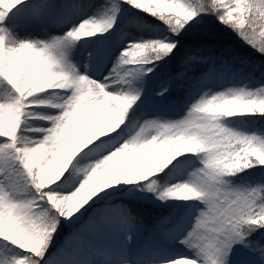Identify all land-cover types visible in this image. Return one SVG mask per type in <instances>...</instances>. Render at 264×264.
Listing matches in <instances>:
<instances>
[{
	"label": "snow or ice",
	"instance_id": "obj_1",
	"mask_svg": "<svg viewBox=\"0 0 264 264\" xmlns=\"http://www.w3.org/2000/svg\"><path fill=\"white\" fill-rule=\"evenodd\" d=\"M122 6L159 21L162 35L126 44L103 81L81 74L70 49L111 32ZM86 7L95 14L78 23L65 19L63 35L39 39L19 31L43 25L55 0H0V241L24 254L0 253V264H52L54 257L55 264H145L146 251L133 262L123 248L98 247L105 234L127 242L135 231L124 205L96 208L118 185L161 203L199 205L163 232L191 257L166 264H232L240 250L264 264V181L233 183L264 168V131L225 123L264 117V85L213 91L198 79L179 119L136 114L138 85L176 57L197 17L214 18L264 57V0H88ZM221 65L229 67L226 60ZM50 92L62 95L53 103ZM65 225L71 230L53 253Z\"/></svg>",
	"mask_w": 264,
	"mask_h": 264
},
{
	"label": "rangeland",
	"instance_id": "obj_2",
	"mask_svg": "<svg viewBox=\"0 0 264 264\" xmlns=\"http://www.w3.org/2000/svg\"><path fill=\"white\" fill-rule=\"evenodd\" d=\"M87 2L88 0H55V8L50 11L49 19H47L43 25L21 28L19 31V35L24 36L33 30L39 35H41L42 38H45V32H47L48 35H51L50 31L52 29H54L52 35H56L55 32H57L58 30L61 33H58L57 36L63 35L65 29H67V25L64 22L65 19L75 23L80 19L87 18L88 16H92L95 14L94 8L86 7ZM73 4H78L79 7H73ZM117 19L119 23L123 22L127 25L133 24L135 22L133 21V19L130 18H126L125 20L123 16H118ZM50 27L52 28L49 30ZM154 30L158 38L163 33V27L161 26L155 27ZM104 36H106V34ZM104 36H96L94 37V39L91 40L83 39L76 42V44L78 45L77 48L80 52L79 55L81 56L82 68L85 65H89V63L93 61V53H97L100 56H103V58L107 57L106 64H109L119 53V51L125 47L126 44H128L129 42H136L141 40V38L139 37H134L132 35H129V33L121 32L116 37V40L113 41L115 42V44L113 45L115 47H113L111 45V43H113L112 40L110 38H105ZM97 37H101L102 40H97ZM80 56L76 55L73 47L70 49L71 62L76 66L77 69H79L78 61L80 60ZM225 60L226 59L223 57H218L214 55L209 56L203 61H199L196 58L190 59L189 61H193L194 63H198L199 65H201V70H199V72L195 74L189 75H187L184 70H180L179 72L170 76H176L177 79L172 83V86L169 88L168 92H166L163 96H158L156 95V93L161 90L164 83L169 80L170 77L162 80L159 84L154 86L152 83L148 85V77L146 76L142 81L141 85H138V87H141L142 89V95L140 100L146 103L148 112H146L140 118L145 119L149 117L160 116L164 119L175 120L182 117L186 108L185 101L188 98L191 86L198 79H204L206 81H209V86L213 91H219V88L228 86L242 87L244 85H247L249 88H254L264 85V83L261 82L260 74H258L260 66L259 60L246 58L242 59L236 65L227 62L229 65V67L227 68L222 67L221 65V62ZM111 68L112 67H110V69ZM180 79L188 80V84L185 85L184 88L178 86L177 84V81ZM217 83H220V87L218 89H215L214 87ZM153 86L155 88V91L150 92ZM173 90H176L178 93L182 94V97L173 98L169 96L168 94ZM45 96L51 102H54V100H56L54 98V94L46 93ZM59 96H61V94L56 96V98ZM36 111L42 115L49 113L54 114V111L48 108H39L36 109ZM249 118L250 117H235L231 118L228 121H225V123L229 127L238 128L240 130L247 129L249 131H264V129H261L258 126L251 127V125H249L248 123ZM30 123L33 127H41L40 124H42V126L44 127L47 126L43 124L42 121H31ZM253 176L258 177L261 181L264 180V178L259 175V172H255ZM79 179L80 177H77V180ZM244 183L250 182L245 179L242 180L239 184L242 185ZM124 187H126V185H118L114 188H109L106 191L111 192L114 189H122ZM101 195H103V193H101ZM117 204L125 206L122 201L117 200L114 202L104 203L98 206L97 210L102 212L106 207L114 206ZM198 208L199 205L191 204L184 214L170 212L165 216H161L159 218L157 227H147L144 229L135 228V231L130 235L135 237L138 243L139 253H141L142 251H146L147 254L145 258V264H166L167 261L175 260V258H179L181 256L191 257L192 254L190 252H188L182 245L176 242V240L166 238L163 235V232L166 229L171 228L173 225L177 224L178 221L194 216ZM164 218H169L170 223L164 226H160L159 222ZM70 230L71 229H69V231H67L62 238L61 235H58V237L56 238L57 247L55 249H52L51 252L55 253L59 249V247L63 244L64 236L68 235ZM127 251H129L128 248H126V252ZM178 251H180L181 254H176L178 253ZM0 253L7 254L8 256H15L11 251V247L5 246L3 242H0ZM166 255H168L170 258H167ZM136 258L137 255L133 256L131 260L129 258L128 259L130 261H135ZM54 261L55 257L53 258L52 263ZM232 264H258V260L257 257L249 253L244 254L242 253V250H240L235 252L232 258Z\"/></svg>",
	"mask_w": 264,
	"mask_h": 264
},
{
	"label": "trees",
	"instance_id": "obj_3",
	"mask_svg": "<svg viewBox=\"0 0 264 264\" xmlns=\"http://www.w3.org/2000/svg\"><path fill=\"white\" fill-rule=\"evenodd\" d=\"M121 10L128 13L134 12V10L129 9L126 6H122ZM137 14L144 21H150V22L156 21L151 17H147L141 13L137 12ZM195 25H196L195 28H193L187 35L183 36L182 39L185 42L182 46L179 47V52L176 54V57L171 60L170 63L176 62L177 58L185 53L196 52V51L207 53L210 51L219 50L220 48L218 49L216 43L220 40H224L223 44L221 45V48H227L232 51L231 56L233 60H237L241 57H245L248 55H255L261 58L262 60H264V57L260 56L258 53L254 52L251 48L245 45L235 36L234 33L218 25L214 18L198 17L197 23ZM196 54H200V53H196ZM138 212L139 213L141 212L140 214L144 215L145 217L150 215L146 211H138Z\"/></svg>",
	"mask_w": 264,
	"mask_h": 264
},
{
	"label": "bare ground",
	"instance_id": "obj_4",
	"mask_svg": "<svg viewBox=\"0 0 264 264\" xmlns=\"http://www.w3.org/2000/svg\"><path fill=\"white\" fill-rule=\"evenodd\" d=\"M219 86H220V83H217V84L215 85L216 88L219 87ZM222 88H223V87H222ZM222 88L219 89V91L222 90ZM67 236H68V235H66V236L64 237V241H65V238H66ZM105 236H106V237H107V236H110L112 239H114V241H116V240H117V241H121L122 238H123V235L116 236V235H113V234H111V233H109V234H105ZM64 241H63V243H64ZM119 244H121V242H120ZM127 244H128V247H129V249H130L131 251H132L133 249H136V254H138V243H137V241H136V239H135L134 237H132L129 241H127ZM100 245H102V243H101ZM112 249H120V248H118V246L112 244ZM176 254H181V252L178 251V253H176ZM132 256H133V253H130V254H129V259H130V257H132ZM166 257H167V258H170L168 255H166ZM181 257H188V256H181ZM179 258H180V257H179ZM175 259H177V258H175ZM52 264H55V261H54Z\"/></svg>",
	"mask_w": 264,
	"mask_h": 264
}]
</instances>
